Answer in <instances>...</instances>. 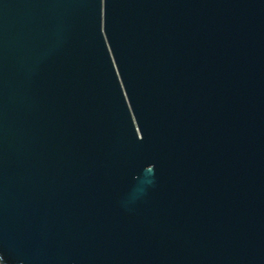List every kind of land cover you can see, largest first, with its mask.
I'll return each mask as SVG.
<instances>
[{
    "label": "water",
    "instance_id": "95a60500",
    "mask_svg": "<svg viewBox=\"0 0 264 264\" xmlns=\"http://www.w3.org/2000/svg\"><path fill=\"white\" fill-rule=\"evenodd\" d=\"M0 264H264V0H0Z\"/></svg>",
    "mask_w": 264,
    "mask_h": 264
}]
</instances>
